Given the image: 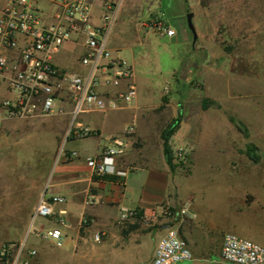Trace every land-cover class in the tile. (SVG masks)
I'll use <instances>...</instances> for the list:
<instances>
[{
    "label": "rangeland",
    "instance_id": "1",
    "mask_svg": "<svg viewBox=\"0 0 264 264\" xmlns=\"http://www.w3.org/2000/svg\"><path fill=\"white\" fill-rule=\"evenodd\" d=\"M98 1L95 0L92 6L94 19L100 9ZM188 12H193L195 42L186 25ZM172 19H179L182 26L181 29L173 24L177 34L180 32L184 36L181 43L160 33L159 24L170 26ZM109 42L116 55L133 65L138 96L130 107L137 105V115L136 118H123V110H117L89 112L84 118H105L108 126L116 125L120 129L126 124H135L131 145L122 157L120 167L126 168L130 156L140 162L141 158L149 157L154 165L129 174L121 205L139 209L132 206L141 196L143 202L149 199L161 203L148 212L139 209L138 216L129 215L124 219L120 218L121 207L109 229L115 236L99 229L104 232L102 239L106 240L88 244L83 255L74 253L73 241L54 246L34 240L38 256L31 257L29 264L32 260L39 261L38 264H145L141 258L147 253L149 240H155L160 232L165 234L164 225L183 234L191 224L190 206L193 219L203 228L218 233L231 231L264 245V196L260 195L261 191L264 193V186L250 185L245 191L234 192L232 187L217 184L220 180L215 179L216 175L209 183L199 184L195 175L193 178L190 175L196 144L186 138L193 131L202 136L220 131L221 142L230 141L233 133L227 130L247 129L248 141L255 139L249 137L250 134L264 130V0H124L114 19ZM79 53L74 57L78 64ZM179 111L181 123L170 139L175 164L171 170L165 162L162 164L160 134ZM49 130L47 125L35 130L27 139L24 136V143L17 147L51 149L54 137ZM227 134L229 137H222ZM203 141L206 149L197 150L198 167L206 165L205 161L211 160L208 157L226 167L231 154L226 151L219 155L209 137ZM245 145L237 143L234 147L241 154L240 149ZM59 147L54 153V161ZM15 151L18 154L22 150ZM241 157L243 162L239 165L223 170V181L238 176L254 180L260 167L246 156L241 154ZM59 162L70 161L61 158ZM218 172L213 170V174ZM156 176L160 178V185L151 190L148 186L152 187L150 183ZM86 201L98 205L94 199ZM184 206L188 207L186 214L180 213ZM158 208L163 210H156ZM144 212L148 214L145 217L142 216ZM91 218L85 213L78 224L80 236L88 239L97 231ZM30 221L31 218H0V234L7 237V241H16L18 235L10 234L11 231L23 230ZM43 222L46 227L50 226L47 220L35 218L33 227L29 228L28 243L34 238V226ZM76 250L82 251L81 248ZM192 263L186 259L175 264Z\"/></svg>",
    "mask_w": 264,
    "mask_h": 264
},
{
    "label": "built area",
    "instance_id": "2",
    "mask_svg": "<svg viewBox=\"0 0 264 264\" xmlns=\"http://www.w3.org/2000/svg\"><path fill=\"white\" fill-rule=\"evenodd\" d=\"M56 9V21L45 23L38 0H5L0 12V121L8 118L49 116L65 112L63 103H72L71 120L57 152V161L80 157L76 149L66 147L70 138L82 139L96 130L81 123L78 116L88 112H110L127 109L138 96L135 71L124 57L109 47V35L117 11L124 0L102 1L101 23L92 22L94 0H47ZM163 36L172 37L174 28L159 24ZM67 42L81 43L79 63L85 68L73 72L54 63ZM5 93V94H3ZM135 124H127L121 135H115L108 145L85 158L92 177L104 178L125 174L118 161L127 150L128 138L135 133ZM62 201L63 197H54ZM161 208V207H160ZM160 208L156 209L159 210ZM156 210L151 214H155ZM163 210V209H160ZM139 209L122 207L120 218L138 216ZM188 207L180 209L186 214ZM65 211L55 212L51 203L41 196L35 216L51 219L56 227L44 229L40 236L60 246L66 219ZM159 214V213H157ZM143 213L142 216H147ZM85 222V220H84ZM158 241L150 264H173L190 259L192 264H264V245L227 231L223 234L218 259L195 260L177 229L168 226ZM95 231L92 238L102 239ZM37 251L25 242L0 244L3 264H29Z\"/></svg>",
    "mask_w": 264,
    "mask_h": 264
},
{
    "label": "crops",
    "instance_id": "3",
    "mask_svg": "<svg viewBox=\"0 0 264 264\" xmlns=\"http://www.w3.org/2000/svg\"><path fill=\"white\" fill-rule=\"evenodd\" d=\"M5 0H0V12ZM42 9V18L45 23H51L56 21V9L49 4L47 0H38ZM95 1V0H94ZM102 1L99 0V13L97 19H94L92 13V22L99 25L101 23L102 15ZM42 3L44 5H42ZM177 19L176 21L172 19L170 26L174 28L173 24L182 29L181 24ZM176 31V30H175ZM168 37V36H167ZM182 34L180 32L175 33L174 36L169 37L173 41L182 42ZM110 49L113 50L114 47L109 42ZM81 50V53H79ZM83 52V45L81 43L67 42L64 44L62 49L54 55V63L61 68L70 69L73 72L85 71V68L78 64V60L74 61V57L77 53L79 56ZM133 66V65H132ZM71 67V68H68ZM5 94V93H3ZM65 108L64 113L53 114L49 116H35L27 118H8L0 121V218L12 217V218H31V221L21 229H14L10 234H17L18 240L7 241V237L0 234V244L6 242H13L18 244L20 242H25L26 246L35 249L38 254L37 246L33 244L34 240L46 241L47 244H52L51 241L41 238L40 234L44 229H50L56 227L57 224L51 221V219L41 218L44 221L50 223L49 227L45 226V222L34 226V233L32 234L34 238L31 243H28L27 239L29 237V232L31 226L33 227V221L37 216H35V210L41 196L47 199L55 212L59 210H64V217L66 219V225L61 227L63 232V241L68 243L73 241L75 246L74 250L76 254L83 255L85 247L90 243L102 242L106 239H101L100 241H95L93 238L88 239L86 237L80 236L78 231V224H80L83 215L87 213L92 216L93 224L92 226L95 230H103L112 236L114 233L109 232L112 219L117 218L121 207H127L123 204V196L125 195L127 188L128 176L131 173L139 171L143 168H148L150 165H154L153 161L148 157L147 159L141 158L140 161H134V157L130 156L129 160H126V168L122 169L120 165L123 164L122 157L118 161V169L124 171L125 174H113L108 175L104 178L92 177L90 174V169L85 162V158L88 156L97 155L103 147L108 145L110 139L119 135L125 126L120 129L119 126H108V122L105 118L95 117V119L88 120L79 115V122L87 124L91 128L96 130V133L92 137L85 139L70 138L66 142V146L71 149H76L80 153V157L75 160H69L68 163H62L59 161H54L53 156L59 143L64 139L66 129L71 120L70 112L72 110V103L65 101L63 103ZM137 105L134 104L129 109H123V118H136L135 110ZM125 110V111H124ZM89 113V112H88ZM97 113V112H96ZM105 113V112H98ZM47 125V129L52 133L54 137V143L51 149L35 148V147H17L19 144H23L25 139L31 136L35 130L41 129L43 126ZM233 136L230 141H222L218 132H209L207 136H202L200 132L193 131L186 136V138L195 145V151L192 153V172L191 178L195 175V180L200 183H209L214 176L215 179L220 180L217 184L226 185V187H232L235 189L234 192L245 191V188H250V185L255 187L264 186V130L257 131L255 135H249V137H254L255 139L246 141L248 137V130L242 129L237 131H231ZM223 132V131H222ZM228 132V133H229ZM133 137V136H132ZM128 138L127 148L131 145V138ZM173 137V136H172ZM205 137H209L216 146L213 147L219 155L225 153L226 151L231 154L230 159L227 161V166L224 164H219L211 157L209 161H205L206 165L198 167L197 163L199 160L196 156L197 150H205L204 141ZM222 137H229V134L223 135ZM161 139V138H160ZM162 141V140H161ZM242 143L246 144L240 152L243 156L247 157L254 165L260 167V171L256 174L253 181H250L245 176H238L237 178L224 180V171L230 167H236L241 162H243V157L239 154V149L237 151L235 144ZM200 147V148H198ZM241 148V147H240ZM16 149L22 150L18 154ZM26 150V151H25ZM127 151V150H126ZM201 152V151H200ZM251 153L254 158L250 156ZM17 154V155H16ZM164 156V155H163ZM127 159V158H126ZM163 165L165 161H162ZM167 164V163H166ZM222 167H225L224 169ZM213 170L219 171L217 174H213ZM222 171V172H221ZM263 171V172H262ZM222 173V174H221ZM219 174L220 177H219ZM223 175V176H222ZM160 178L156 176L153 178L149 187L154 190L160 184ZM147 186V184H146ZM238 187V188H237ZM229 188V190H230ZM261 196L264 193L260 192ZM63 197L62 201L54 200V197ZM87 198V199H86ZM264 198V197H262ZM98 203L97 206L90 205L86 200H93ZM161 202L150 201L143 202L141 199L132 207H137L148 212L156 207ZM57 204L61 206L57 207ZM109 205V206H104ZM120 205V206H119ZM190 206V222L187 228L183 231L182 237L187 242L193 258L195 260L201 259H215L219 258L220 249L223 240V234L221 232H216L214 229L203 228L201 225L197 224L193 219V211ZM264 211V209H262ZM32 212V213H31ZM28 226V227H27ZM101 231V233H104ZM162 233L157 236L155 240H149L147 245V253L145 257L141 258V262L145 264H150L155 247L162 237ZM108 239V238H107ZM119 241V239H115ZM138 240V239H137ZM61 244V245H62ZM60 245V246H61ZM55 246V245H54ZM81 248L82 251L79 252L76 249ZM77 251V252H76ZM35 255L36 258L38 255ZM39 261L32 260V264H38ZM0 264H3L0 259ZM175 264V263H173Z\"/></svg>",
    "mask_w": 264,
    "mask_h": 264
},
{
    "label": "trees",
    "instance_id": "4",
    "mask_svg": "<svg viewBox=\"0 0 264 264\" xmlns=\"http://www.w3.org/2000/svg\"><path fill=\"white\" fill-rule=\"evenodd\" d=\"M181 123V112L179 111L177 116L174 117L161 131L160 137L162 140V151L165 158V161L169 168L173 170L175 168V164L173 162V150L170 144V139L172 135L176 132V130L179 128ZM252 158L254 156L249 153ZM107 177V176H105Z\"/></svg>",
    "mask_w": 264,
    "mask_h": 264
},
{
    "label": "water",
    "instance_id": "5",
    "mask_svg": "<svg viewBox=\"0 0 264 264\" xmlns=\"http://www.w3.org/2000/svg\"><path fill=\"white\" fill-rule=\"evenodd\" d=\"M192 17H193V12L186 13V25L189 28V30L192 32V34H193V42H195L197 34L195 32V28H194V25L192 23ZM167 227H168V225H164L163 228H167Z\"/></svg>",
    "mask_w": 264,
    "mask_h": 264
}]
</instances>
